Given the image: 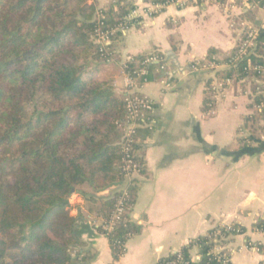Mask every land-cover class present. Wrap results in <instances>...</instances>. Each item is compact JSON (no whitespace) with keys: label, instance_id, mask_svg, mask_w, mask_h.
<instances>
[{"label":"crops","instance_id":"1","mask_svg":"<svg viewBox=\"0 0 264 264\" xmlns=\"http://www.w3.org/2000/svg\"><path fill=\"white\" fill-rule=\"evenodd\" d=\"M92 2L105 9L110 0ZM255 2L174 0L158 8L142 0L139 23L112 43L115 60L98 64L122 92L124 63L163 57L142 87L154 106L153 127L138 131L143 168L134 178L128 212L138 230L114 258L107 235L98 230L103 220L79 206L89 226L82 239L91 264H156L219 226L239 229L229 238L232 264H264V235L257 230L264 223V148L257 143L264 122L250 95L253 81H234L214 96V74L224 75L192 69L195 61L230 55L244 27L264 29V6ZM119 187L98 196L110 197Z\"/></svg>","mask_w":264,"mask_h":264},{"label":"trees","instance_id":"2","mask_svg":"<svg viewBox=\"0 0 264 264\" xmlns=\"http://www.w3.org/2000/svg\"><path fill=\"white\" fill-rule=\"evenodd\" d=\"M256 1L264 6V0ZM132 7L131 0L110 2L103 9L104 27L115 28ZM96 25L91 0H0V264H87L92 255L82 236L89 226L82 214H71L69 198L79 193L87 211L103 222L112 213L118 190L107 198L98 193L123 180L116 125L124 114V94L113 85V74L99 73ZM263 40L261 29L250 56L255 64L263 62ZM217 74L243 79L249 74L246 60ZM262 100L264 93L254 97ZM133 190L128 211L113 229L98 228L114 258L121 254L120 243L138 230L128 216ZM193 244L202 255L199 264L214 262L206 256L207 236ZM189 247L182 249L185 258ZM72 250L82 255L80 261ZM174 258L170 254L156 264Z\"/></svg>","mask_w":264,"mask_h":264},{"label":"built area","instance_id":"3","mask_svg":"<svg viewBox=\"0 0 264 264\" xmlns=\"http://www.w3.org/2000/svg\"><path fill=\"white\" fill-rule=\"evenodd\" d=\"M115 1L117 0H110V2ZM245 1L249 2V0ZM131 2L133 7L128 15L125 16L124 21L120 22L112 29H107L103 25V9L96 10L97 25L94 30V37L98 45V51L106 63L112 61V57H114V50L112 48L113 40L111 37L115 34L125 32L133 24L139 23V7L142 5V0H131ZM255 3H259V1ZM165 5L167 4H157L156 7L161 8ZM259 34L260 30L255 27H244L238 39V44L230 55L224 59L214 58L204 62L195 61L192 64V69H205L212 71L213 74V72H218L219 69L234 67L235 63L240 59L246 60V70L249 71V74L245 78L241 79L223 76L220 79H215L214 74V81L210 84V91L214 96H219L226 89V86L230 85L232 82H244L252 79L253 89L250 91V95L252 96L253 105L257 114L260 116V120L264 122V101L254 102V97L257 94L264 93V55L260 56L263 61L260 64H255L252 62V59H250V56L254 53ZM262 45L264 46V40ZM162 62L163 57L155 53L145 56L134 66L130 67L129 63L123 64L124 114L116 125L117 131L120 134L119 145L121 152L118 165L123 172V180L118 189V195L115 198L112 213L109 219L102 224V229L106 232L111 231L115 223L121 220L122 216L128 211L130 200H132L130 189L133 186L135 176L139 175L143 168L137 150L138 131L140 129H151L153 127L152 113L154 103L152 98L142 91V87L147 82L145 76L148 74L150 64H161ZM255 73L257 76L253 75ZM257 143H264V131L259 136ZM257 230L264 235V223L259 226ZM238 232L239 229L234 226H219L207 235L209 248L206 252V256H209L214 261L213 263L208 262L207 264H232L229 238L234 233ZM120 247L121 253H123L125 242H121ZM195 247L197 248V244H193L189 247L187 258L184 256L182 251L183 248L174 251L172 255H175V258L167 261L165 264H199L202 255L199 251H197L195 255H192L190 252L191 248ZM72 256L78 258V261H80L82 257V255L77 257L75 250ZM77 264H80V262ZM87 264H90V262Z\"/></svg>","mask_w":264,"mask_h":264},{"label":"rangeland","instance_id":"4","mask_svg":"<svg viewBox=\"0 0 264 264\" xmlns=\"http://www.w3.org/2000/svg\"><path fill=\"white\" fill-rule=\"evenodd\" d=\"M92 1V0H91ZM94 3V2H93ZM97 10V9H96ZM96 42V41H95ZM113 59H112V61H110V62H108V63H111V62H113L114 60H115V57H112ZM102 63H104V64H106V62L104 61V60H102ZM99 68H100V66H99ZM100 75H102L101 74V70H100ZM105 75V74H104ZM103 76V75H102ZM250 171H252V169L250 168V167H248V172H250ZM75 195H77L78 197H79V200L77 199V198H75L74 196ZM69 201H70V203H71V205H72V209H71V214H73V215H75V214H77L80 210H79V206H81L82 208H84V210H86V213L88 212L87 211V202L85 201V199H83L82 197H81V195L79 194V193H73L71 196H70V198H69ZM78 201V202H77ZM89 213V212H88ZM73 253V250L72 251H70V254H72ZM90 262V261H89ZM90 264H91V262H90Z\"/></svg>","mask_w":264,"mask_h":264}]
</instances>
